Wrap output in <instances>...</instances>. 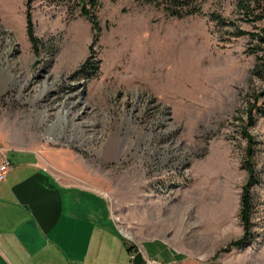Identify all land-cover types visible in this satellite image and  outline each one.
Here are the masks:
<instances>
[{
	"label": "rangeland",
	"instance_id": "1",
	"mask_svg": "<svg viewBox=\"0 0 264 264\" xmlns=\"http://www.w3.org/2000/svg\"><path fill=\"white\" fill-rule=\"evenodd\" d=\"M25 0H0V145L35 150L60 181L105 196L113 219L145 258L174 264H264V117L255 145L246 245L240 196L242 135L253 75L237 0H36V44ZM172 11L183 14L177 17ZM95 19L92 30L90 19ZM89 75L74 76L81 64ZM260 103L264 105V98ZM117 144V145H116ZM145 261V260H144Z\"/></svg>",
	"mask_w": 264,
	"mask_h": 264
},
{
	"label": "crops",
	"instance_id": "2",
	"mask_svg": "<svg viewBox=\"0 0 264 264\" xmlns=\"http://www.w3.org/2000/svg\"><path fill=\"white\" fill-rule=\"evenodd\" d=\"M3 149L10 168L0 181V264H145L105 196L63 183L35 150Z\"/></svg>",
	"mask_w": 264,
	"mask_h": 264
},
{
	"label": "trees",
	"instance_id": "3",
	"mask_svg": "<svg viewBox=\"0 0 264 264\" xmlns=\"http://www.w3.org/2000/svg\"><path fill=\"white\" fill-rule=\"evenodd\" d=\"M36 0H25L24 1V9H25V21H26V34L28 36L29 41L32 44H36L37 39L34 35L33 30V22L31 11L33 7V3ZM56 4H63L66 3L67 0H49ZM177 5L179 6H186L188 8L189 14L192 12H198L199 9H196L195 7H190L194 0H173ZM96 3V0H80L81 6V14L84 16L87 15L88 6L93 5ZM237 9L241 13V18L244 21L253 22V24H257L253 27L252 30H245L241 29L236 25H233V21H227L220 15L212 14L211 17L213 20L217 22L219 26H231V34L232 36H244L247 35L248 37V44L247 48L245 49L246 52L249 54H253L255 57V64L253 67V75H256L259 79L264 81V0H237ZM172 14L181 17L183 14H181L179 11H172ZM91 22L92 30H95L96 28V21L95 19L89 18ZM89 60L87 59L79 69H77L74 72V76L79 75H89V72H91V69L94 68L93 65H88ZM264 98V86L261 91H259L257 94L254 93L247 99L246 103V111L245 113V119H242V135L247 141V147H246V159L243 162L244 168L248 172V180L247 183L243 186L241 196H240V210H239V219L241 222V227H243V234L241 237L230 241L225 248L222 250L216 252L219 254V252L227 251L232 247L240 248L247 244L249 236H250V212L252 210L251 205V194L249 191V187L254 183V167L251 163L252 155L254 152V145L255 140L254 136L250 133L248 130L250 127L253 126L256 116H262L264 117V105H262V102L260 103V99ZM133 247V246H132ZM131 246L128 247V250L130 251Z\"/></svg>",
	"mask_w": 264,
	"mask_h": 264
},
{
	"label": "built area",
	"instance_id": "4",
	"mask_svg": "<svg viewBox=\"0 0 264 264\" xmlns=\"http://www.w3.org/2000/svg\"><path fill=\"white\" fill-rule=\"evenodd\" d=\"M2 146L0 145V181L4 178V175L10 168V162L7 160V154ZM140 253L142 254V251L139 249ZM143 255V254H142ZM131 259L134 257L133 255L129 256ZM145 264H160L154 259L145 258Z\"/></svg>",
	"mask_w": 264,
	"mask_h": 264
},
{
	"label": "bare ground",
	"instance_id": "5",
	"mask_svg": "<svg viewBox=\"0 0 264 264\" xmlns=\"http://www.w3.org/2000/svg\"><path fill=\"white\" fill-rule=\"evenodd\" d=\"M117 145V144H116Z\"/></svg>",
	"mask_w": 264,
	"mask_h": 264
}]
</instances>
